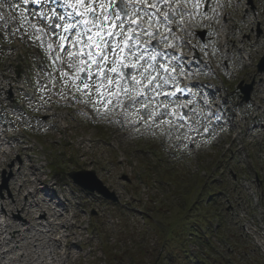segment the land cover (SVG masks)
I'll return each instance as SVG.
<instances>
[{
  "label": "rangeland",
  "instance_id": "rangeland-1",
  "mask_svg": "<svg viewBox=\"0 0 264 264\" xmlns=\"http://www.w3.org/2000/svg\"><path fill=\"white\" fill-rule=\"evenodd\" d=\"M254 2L256 10L263 15L264 0ZM208 37L214 49V34L210 32ZM31 47L20 31L9 35L0 30V62L9 66V59L18 53L23 78L28 86L33 83L35 87L38 67H34ZM7 55L11 57L5 59ZM216 57V67L230 88L241 80L250 82L254 77L258 80L248 105L239 97L233 101L243 111L249 107L250 121L251 117L254 122L260 121L253 117L258 111L252 108V102L259 100L264 110V77L254 67L243 68L237 56L226 61V66L218 54ZM13 67L10 74L16 77ZM0 79H3L1 71ZM14 92L12 89V95L6 99L8 109L3 121L25 127L23 136L27 142L23 146L31 150L20 158L15 154L14 161L0 168V191L9 195L11 171L20 161L30 159L35 167L43 168L42 176L55 181L65 194L72 196L73 192L74 206L70 209L81 215L80 238L89 243L84 247L75 244L72 248L75 257L66 264H264V254L253 243L255 233L264 241V145H261L264 140L257 142L260 130H254L257 128L253 125L250 124L246 135L234 141L237 130L220 128L204 134L209 127L208 119L201 120L194 139L179 136L176 132L180 129L170 136L162 134V129L150 121L147 128L146 118L137 120L133 114L124 118V124H107L102 114L108 111L106 107L110 103L93 93L94 104L87 103L85 115H68L62 124L72 128L63 133L52 129L47 117H33L37 103L29 106V96L13 101ZM45 131H53L55 136ZM220 136L223 139L217 144ZM244 136L249 144L248 152L251 151L249 157L243 155L244 150L240 155L237 152ZM88 137L97 144L88 142L81 146L82 139ZM81 169L96 171L104 185L115 192L118 201L107 200L73 184L68 172ZM4 178L8 179L6 187ZM247 181L256 184L259 197L256 207L243 187ZM78 197L87 202L79 205ZM221 223L218 237L215 236L219 245L213 250L201 231L211 239L214 234L209 224L214 228Z\"/></svg>",
  "mask_w": 264,
  "mask_h": 264
},
{
  "label": "snow or ice",
  "instance_id": "snow-or-ice-1",
  "mask_svg": "<svg viewBox=\"0 0 264 264\" xmlns=\"http://www.w3.org/2000/svg\"><path fill=\"white\" fill-rule=\"evenodd\" d=\"M202 2L0 0V30L15 35L12 25L27 23L34 30L37 47L44 50V56L33 53L38 79L35 93L27 98L32 106L39 94L36 111L50 104L53 96L87 104L97 93L122 109L125 117L132 110L137 120L146 118V126L150 121L170 136L185 127L177 121L186 122L187 114L176 109L186 105L171 100L163 103L158 97L196 94L187 84L180 86L181 79L195 78L199 70L192 69L191 60L186 68L184 37L178 31L187 32L188 19L199 14L193 10ZM30 16L40 23H32ZM169 104L174 105L172 110ZM190 111L197 117L201 110L193 107ZM192 122L198 121L193 118Z\"/></svg>",
  "mask_w": 264,
  "mask_h": 264
},
{
  "label": "bare ground",
  "instance_id": "bare-ground-1",
  "mask_svg": "<svg viewBox=\"0 0 264 264\" xmlns=\"http://www.w3.org/2000/svg\"><path fill=\"white\" fill-rule=\"evenodd\" d=\"M3 81L6 83L4 84ZM3 81L0 82V94L5 91L7 85L13 86L16 83V79L6 68H4ZM0 104L4 107L1 100ZM41 115H43L42 109L35 113L36 118ZM56 117L54 129L64 133L71 128L70 125H61L63 120H67V115L63 113ZM195 128L194 125L191 132H194ZM50 134L54 136V133ZM13 138L16 136L7 134V141L4 140L0 144H8L7 148L0 149V167L6 165L7 161H14V146L10 144V139ZM88 142H91L93 146L97 144L88 137L82 139L81 146L87 145ZM16 151L23 156L28 150L20 147L18 143ZM84 153L88 154L87 151ZM27 162L21 161L13 170L12 194L0 199L1 209L6 215L5 218L9 220L6 225L0 227V264H65L74 257L72 251L74 243L82 246L89 243L80 238L82 232L78 230V227L82 225V217L77 213L70 214L69 208L63 209L53 202L52 198L45 197L39 183L47 182V179L41 177L40 168H35L30 159ZM53 184L57 185L54 182ZM53 184L48 183V186ZM27 186L34 188L35 193L27 190ZM25 190H27L26 194ZM23 195L25 196L22 197ZM3 234L5 237H2ZM59 246L62 250L58 248ZM12 251H21L19 258L8 257L5 261L6 254Z\"/></svg>",
  "mask_w": 264,
  "mask_h": 264
},
{
  "label": "water",
  "instance_id": "water-1",
  "mask_svg": "<svg viewBox=\"0 0 264 264\" xmlns=\"http://www.w3.org/2000/svg\"><path fill=\"white\" fill-rule=\"evenodd\" d=\"M71 175L75 178V181L85 188H89L92 191H99L102 193L105 197L111 198L116 200V197L113 193H110L102 184L101 181L96 179L94 172H77V173H71ZM86 178V179H85Z\"/></svg>",
  "mask_w": 264,
  "mask_h": 264
}]
</instances>
